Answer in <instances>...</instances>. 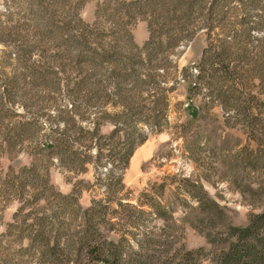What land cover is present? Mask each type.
Listing matches in <instances>:
<instances>
[{"label":"rangeland","instance_id":"1","mask_svg":"<svg viewBox=\"0 0 264 264\" xmlns=\"http://www.w3.org/2000/svg\"><path fill=\"white\" fill-rule=\"evenodd\" d=\"M192 4L0 0V264H104L110 244L127 260L146 237L168 264H208L210 220L264 211V0ZM104 112L146 140L123 168L124 132L109 144L102 123L97 172H80L70 154ZM195 183L222 213L194 209Z\"/></svg>","mask_w":264,"mask_h":264},{"label":"trees","instance_id":"2","mask_svg":"<svg viewBox=\"0 0 264 264\" xmlns=\"http://www.w3.org/2000/svg\"><path fill=\"white\" fill-rule=\"evenodd\" d=\"M194 0H174L175 7L187 4L184 8V13H187L191 10L192 3ZM173 37L169 38L168 44L175 43ZM148 55V53H147ZM131 65V64H130ZM132 67V66H131ZM130 67V68H131ZM130 110L134 111V113H140L141 107H132ZM131 111V112H132ZM192 115H195V112H191ZM111 117V118H110ZM122 116L120 115H112L109 116L107 113H101L96 118H94L92 122V128L90 130H83L84 136L86 135V139L84 142H81L82 147L84 148V157L82 159L78 158L77 154L73 153L70 154V161L73 163L74 160L79 163L78 169L80 172L86 171L87 168L84 167L85 164L90 163L94 167V172H97L98 163L100 158V147H96V143L93 142L94 139L103 138L105 137L100 132V127L102 123L110 122L113 125V129L110 133L106 136L105 140H108L109 144H112L114 140V136L117 134L118 130H122L124 132L123 141L116 146L121 145L120 151L118 154H111L110 156L114 157V155L118 156L119 166L125 168L128 165V162L135 150V148L143 143L146 140L147 135L144 133L142 128H134L133 126L121 127L118 125V119ZM151 121L148 122L147 120H142L146 125L153 126L156 128V125L159 124V120L157 115L152 114L150 115ZM128 119V117H125ZM132 127V128H131ZM133 128L135 130H133ZM161 131L160 129L157 132ZM114 144V143H113ZM48 148H55L56 146L51 144L47 146ZM96 149V153L94 155L89 154L88 151L91 148ZM88 153V154H87ZM114 167L109 174H113ZM120 181V179L118 178ZM192 179L184 178L183 185L186 188L189 181ZM197 181V180H196ZM195 188L202 191V194L199 196H192L197 197L200 204L197 208H194L198 212L203 210V205H206L211 215L222 213L221 208L219 207L216 200L209 197L205 191L202 190L200 184L195 183ZM195 190H186L187 194L192 193ZM123 197V196H122ZM124 197H126L124 195ZM119 205H122L120 199L117 200ZM95 204V201H91V206L87 208L85 211L87 214L91 210V207ZM129 204V203H128ZM149 207L152 209H156L158 214H160V207L158 204H150ZM214 213V214H213ZM161 216L165 215V211L160 214ZM168 217L164 218V222ZM214 220H210L209 224L207 225V232L206 235L210 243L215 246V251L212 252L208 264H264V211L259 214H250L248 216V224L243 227L237 226H228L219 224L218 222H213ZM214 223V224H213ZM203 225V220L201 222ZM199 227H202L200 224H197ZM168 226H163V231L167 229ZM221 227V228H219ZM204 232V230H202ZM87 234V233H86ZM88 239V234H87ZM109 243L104 244L102 247L107 246ZM98 248V247H97ZM158 247L154 245V241L148 240L146 237L141 245L139 246V254L137 257H129L125 260L120 254L114 251V247H111V244L108 245L106 248H101L96 252L97 257L103 261L104 264H123L126 261V264H168L167 257L162 256V252L157 250ZM179 264H203L201 260L196 256L195 250H190L184 252L181 257L178 258Z\"/></svg>","mask_w":264,"mask_h":264}]
</instances>
